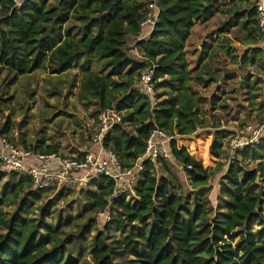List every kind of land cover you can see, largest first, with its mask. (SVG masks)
I'll use <instances>...</instances> for the list:
<instances>
[{
	"label": "trees",
	"instance_id": "1",
	"mask_svg": "<svg viewBox=\"0 0 264 264\" xmlns=\"http://www.w3.org/2000/svg\"><path fill=\"white\" fill-rule=\"evenodd\" d=\"M150 1L25 0L16 8L13 0H0V72L5 69L8 73L2 80L6 83H0V94L5 85L9 87L36 70L62 74L80 64L84 75L81 96L95 102L98 111L114 107L125 112L123 124L115 126L104 143L118 155L123 167H134L145 155L147 140L155 129L174 136L169 143L170 160L144 159V169L129 197L112 201V220L93 237L91 264H264V186L257 182V177L264 175V153L254 157L259 161L255 169H246L238 163L239 158L223 162L224 142L233 132L220 123H206L194 87L216 81V74L209 62L193 73L185 51L195 24L212 20L216 12L229 15L224 29L239 26L246 31L243 44L264 50L258 45L257 0H229L231 6L220 8L224 0H157L160 14L152 33L131 47L129 39L140 35ZM249 6L252 8L247 10ZM225 41L230 39L223 36ZM135 48L142 59L131 54ZM222 48L230 51L225 44ZM249 48L243 52L244 64ZM99 61L100 70H93V63ZM151 63L157 64L154 100L134 88L140 72ZM207 72L213 76L205 77ZM12 99L9 96V101ZM216 102L214 97L212 105ZM209 127L214 129L209 154L203 138L182 141L197 159L186 146L178 145V137H190ZM12 130L9 121L0 125V133L15 142ZM87 136L84 140H91V134ZM21 139L26 148L55 151L38 143L29 147ZM257 146L264 148V142ZM213 162H217L215 169L208 171L206 167ZM164 169L175 177L186 175L198 190L175 194ZM224 169L215 209L208 184ZM91 185L93 189L82 188L79 197L84 203L78 217L89 214V222L67 230L71 216L60 214L56 223L48 220L57 201L67 195L64 187L38 189L29 177L4 171L0 162V264H84L72 254L70 244L87 238L90 222L97 225L96 215L108 206L114 191V183L106 177ZM3 197L16 205L13 211L1 207ZM36 210L38 217H31ZM254 220L258 231L253 228ZM114 222V231L127 234L122 240L113 239Z\"/></svg>",
	"mask_w": 264,
	"mask_h": 264
},
{
	"label": "rangeland",
	"instance_id": "2",
	"mask_svg": "<svg viewBox=\"0 0 264 264\" xmlns=\"http://www.w3.org/2000/svg\"><path fill=\"white\" fill-rule=\"evenodd\" d=\"M223 5L231 6L232 2L224 0L219 4V8ZM251 8L252 6L246 7L247 10ZM224 16L225 13L218 12L211 23L207 25V28L204 27L205 30L209 28V35L211 36L209 40L211 42H205L201 45V49H197L200 51L199 58L192 59L198 63V61H203L206 56L208 58L206 63L209 62L217 79L206 86L196 83L194 87L206 113L208 119L206 123L210 126L220 123L226 131L230 130L234 134L246 124L260 123V119L264 116V113L261 112V110L264 111V50H253L255 45L246 46L243 44L246 31L239 26L224 29L223 24L229 19V15L225 18ZM202 29L203 27L193 39H204L205 34ZM224 34H226L224 37L230 39L229 42L223 43L230 47L229 52L222 48L221 37ZM198 36H200L199 39L196 38ZM217 40H219V45L222 44L220 45L221 48L208 49L211 53L205 54L206 46L213 45ZM134 43V39L130 38L131 47L134 46ZM258 45L261 44L258 43ZM195 48L194 45L190 51L196 52ZM248 48L250 50L244 64L242 63V56L244 50ZM202 64L200 62L198 67H202ZM93 70H100V61L93 63ZM207 73L208 75L205 77L213 76L212 73ZM7 74L5 69L0 72V83H6L7 80L4 82L2 80ZM83 76L81 66L77 64L73 69L62 74H51L40 69L31 75L19 77L9 87L5 85L4 93L0 94V125H5L9 121L13 128L15 143L21 146L25 147L21 139L24 138L28 146L35 143L45 147L52 145L56 149L55 152L62 156L77 154L80 146L85 142V137L89 134L92 137V133L95 132L94 129L98 126V114L100 112L95 102H90L81 96ZM162 90L160 88L159 92ZM9 96L13 97L11 101H9ZM214 97L217 102L212 105ZM213 130L210 128L208 131L212 134ZM202 132L199 131L196 136ZM193 138H195L193 135L178 137V145L183 144V140ZM262 153H264V148L260 146L251 147L240 154L238 163L248 170L255 169L259 161L254 157ZM169 163L171 162L169 161ZM172 165L176 166L174 163ZM217 178L214 177L209 181L212 189ZM258 183L264 186V175L259 178ZM60 188L56 187L57 190ZM63 192L67 195L57 201V205L52 211V218L49 217L48 220L56 223L60 214L64 218L71 216V226L67 230L74 231L88 223L90 217L89 214L83 219L78 217L83 211L84 203L79 201L80 192L78 189L64 187ZM180 192L186 195L190 193V189L186 192ZM15 206L12 201L3 197L1 207L6 211H13ZM31 217H38V210L34 211ZM90 224L91 233L87 234V238L81 241L74 240L69 247L72 254L80 257L84 264L93 262L90 253L93 237L97 230L105 225L103 221L97 222V225L91 221ZM116 227V222L111 223L113 239L122 240L127 234H124L123 231H114ZM253 228L258 231L257 220L253 222ZM135 231L138 232V229L135 228Z\"/></svg>",
	"mask_w": 264,
	"mask_h": 264
},
{
	"label": "built area",
	"instance_id": "3",
	"mask_svg": "<svg viewBox=\"0 0 264 264\" xmlns=\"http://www.w3.org/2000/svg\"><path fill=\"white\" fill-rule=\"evenodd\" d=\"M15 7L23 6L25 0H13ZM255 12L261 33L260 44L264 46V0H257ZM160 8L157 0L150 1L146 17L141 21V33L138 40L146 39L158 22ZM147 29L150 31L147 32ZM137 57L142 59L141 54ZM156 63L144 68L136 79V91L154 100L157 93L154 74ZM156 104V101H155ZM124 113L114 107L100 110L98 126L91 137V144L98 149L88 148L82 156H62L55 152H41L20 146L0 133V162L2 169L8 173L29 177L38 189L51 186L82 189L89 187L100 177H106L114 183V191L108 197V206L96 215L97 221L108 223L112 220L109 209L114 199L125 195L129 197L131 188L138 180L139 173L144 169L141 161L134 167H123L118 155L105 147V138L117 125L123 124ZM174 138L163 129H155L147 140L144 158L170 160L169 143ZM264 142V121L246 124L229 137V163L239 158L246 149ZM192 169V165H187ZM117 212H114L116 214Z\"/></svg>",
	"mask_w": 264,
	"mask_h": 264
},
{
	"label": "crops",
	"instance_id": "4",
	"mask_svg": "<svg viewBox=\"0 0 264 264\" xmlns=\"http://www.w3.org/2000/svg\"><path fill=\"white\" fill-rule=\"evenodd\" d=\"M218 12H216V14H217ZM216 14H215V16H216ZM215 16H214V18H215ZM225 16L227 17L228 16V14H225ZM225 16H224V18H225ZM213 18V19H214ZM212 19V20H213ZM212 20H210V21H208V22H206V23H202V22H197L196 24H195V26H194V28H193V30H192V32H191V35H190V37L188 38V40H187V42H186V49H185V51H186V55H187V60H188V62H189V65H190V69L193 71V73H198V72H200L202 69H203V65H205L206 64V60L208 59L206 56H205V59L203 60V61H200V62H202L203 64H202V67H198V64L200 63L199 61H198V63H195L194 62V60L192 61V59L193 58H199V54H200V51H197V49H201V45H203V44H205V42H211V40H209L210 39V35H209V28L208 29H204V27H206L207 28V25L208 24H210L211 23V21ZM198 25H200V26H198ZM196 27H197V29H196ZM203 27V32H204V39L203 40H200L199 38H200V36H198V37H196L197 39H199V40H195V39H193L194 37H195V35H197L199 32H200V30H201V28ZM148 31H150V29H147V32ZM226 34H224L223 36H225ZM191 37H192V39H191ZM222 38V37H221ZM131 39H134V41L136 42L138 39H139V37H136V36H132L131 37ZM193 40H194V42H193ZM222 44H223V42H222ZM222 44H220V45H222ZM194 45H195V50H196V52H191L192 51V47H194ZM219 45V40H217L213 45H210V46H206V48L207 49H205L207 52H205V54H207V55H209L210 53H211V51H209V50H211V49H213V48H221V46ZM260 46H262V48L264 49V46H263V44H261ZM205 48V47H204ZM190 49H191V51H190ZM209 49V50H208ZM140 54V52L135 48V49H133L132 50V55H135V56H137V54ZM195 63V64H194ZM37 71V70H36ZM34 73V72H33ZM32 73V74H33ZM31 75V74H30ZM124 114H125V112H123ZM126 126L129 128V129H135V126H133L131 123H126ZM222 128H224V126L222 127ZM95 130V129H94ZM203 130H207V131H203ZM208 130H210V127L209 128H205V129H199L196 133H194L193 134V137H195V138H193V139H191V140H194V141H196V142H198L199 141V139L200 138H203L206 142H208V148H207V152H208V154H209V148H210V144H211V142H212V139H213V133L212 134H210V131H208ZM202 132L201 134H199V136L197 135L196 136V134L198 133V132ZM228 131V130H227ZM93 134V133H92ZM230 136V135H229ZM229 136H227V138L225 139L226 141L224 142V146H223V150H224V153H223V158H222V160H223V162H226V163H229V148H228V141H229ZM86 139H88V136L86 137ZM177 142H178V140H177ZM15 143V142H14ZM19 145V144H18ZM21 146V145H20ZM31 145H29V147H30ZM41 146H43V147H45L44 145H41ZM179 146H186V145H184V144H179ZM46 147H52V145H48V146H46ZM187 147V146H186ZM54 148V147H53ZM88 148H90L92 151L94 150V151H96L97 149H98V146L97 145H93V144H91V142H90V140H88V141H85L84 142V144L83 145H81L80 146V148H79V152L77 153V154H73V155H71V156H82L83 155V153L88 149ZM188 148V147H187ZM56 150V149H55ZM190 150V149H189ZM39 151V150H38ZM42 152V151H41ZM55 152V151H54ZM190 152H191V154L193 155V153H192V151L190 150ZM56 153V152H55ZM69 156V155H68ZM194 156V155H193ZM195 157V156H194ZM196 158V157H195ZM144 159H151V158H144V157H142L139 161H143ZM197 159V158H196ZM153 162H157V160H155V159H151ZM158 160H160V159H158ZM199 160V159H198ZM200 161V160H199ZM202 162V161H201ZM168 163H169V161H168ZM203 163V162H202ZM170 165H172V163H169ZM204 164V163H203ZM216 164H217V162H214V163H212L211 165H209L208 167H206V169L208 170V171H212V170H214L215 169V167H216ZM143 171V170H142ZM141 171V172H142ZM225 171H226V169H224L222 172H220L219 174H217L215 177H218L217 179H215V183H214V188L210 191V193H209V199H210V201H211V203H212V205L214 206V208L216 209V208H218V193H219V191H220V185H219V183H220V180L222 179H224L223 178V176H224V173H225ZM140 172V173H141ZM140 173H139V175H138V179H139V176H140ZM164 175H168V176H170V178H171V180L173 181V184H174V193L175 194H183V193H181L180 191H187V190H189L190 189V193H193L194 191H197L198 189H195V188H193V184H192V182L189 180V178L185 175L183 178L182 177H175V176H173V175H169V173L164 169ZM212 179H214V177H212ZM211 179V180H212ZM138 181V180H137ZM136 181V182H137ZM136 182H135V184L133 185V187L136 185ZM211 185V183H209L208 184V186H210ZM93 186L92 185H90L89 187H87V188H92ZM133 187L131 188V191H132V189H133ZM187 189V190H186ZM79 192H80V190H78ZM131 191H130V193H131ZM193 195L194 194H192V197H193ZM214 213V212H213Z\"/></svg>",
	"mask_w": 264,
	"mask_h": 264
},
{
	"label": "water",
	"instance_id": "5",
	"mask_svg": "<svg viewBox=\"0 0 264 264\" xmlns=\"http://www.w3.org/2000/svg\"><path fill=\"white\" fill-rule=\"evenodd\" d=\"M258 180H259V177H257V182H258ZM79 190H81V189H79Z\"/></svg>",
	"mask_w": 264,
	"mask_h": 264
}]
</instances>
